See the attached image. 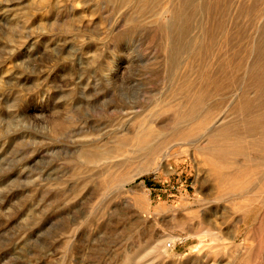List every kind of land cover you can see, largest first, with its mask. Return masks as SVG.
<instances>
[{"label": "rangeland", "instance_id": "1", "mask_svg": "<svg viewBox=\"0 0 264 264\" xmlns=\"http://www.w3.org/2000/svg\"><path fill=\"white\" fill-rule=\"evenodd\" d=\"M0 264H264V0H0Z\"/></svg>", "mask_w": 264, "mask_h": 264}, {"label": "bare ground", "instance_id": "2", "mask_svg": "<svg viewBox=\"0 0 264 264\" xmlns=\"http://www.w3.org/2000/svg\"><path fill=\"white\" fill-rule=\"evenodd\" d=\"M180 120H181V119H180ZM154 128H155V127H154ZM147 135H148V133H147ZM147 135L144 134V132H143V134H142V135H139V136L135 139V141H136L138 144H140V145H141V143L144 144L143 140H144V138L147 137ZM148 137H149V135H148ZM148 137H147V138H148ZM147 138H146V139H147ZM141 140H142V141H141ZM145 143H146V140H145ZM133 144H134V143H133ZM138 144H137V145H138ZM140 145H139V146H140ZM126 147H127V146H126ZM140 147H142V145H141ZM133 148H134V147H133ZM104 160H105V159H104ZM98 161H99V160H98ZM142 207H143V206H142ZM142 207H141V208H142Z\"/></svg>", "mask_w": 264, "mask_h": 264}]
</instances>
